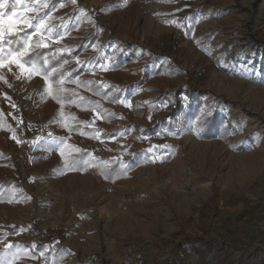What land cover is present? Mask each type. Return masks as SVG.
I'll return each mask as SVG.
<instances>
[{"label":"rangeland","instance_id":"374dc122","mask_svg":"<svg viewBox=\"0 0 264 264\" xmlns=\"http://www.w3.org/2000/svg\"><path fill=\"white\" fill-rule=\"evenodd\" d=\"M25 9L43 21L39 32L19 26L31 39L77 50L87 75L122 96L74 132L43 99L44 77L0 68V264H264V0H22ZM196 91L199 110L229 125L224 137L182 119ZM172 108L176 126L161 127ZM62 144L132 168L118 181L57 170L70 153Z\"/></svg>","mask_w":264,"mask_h":264},{"label":"trees","instance_id":"16d2710c","mask_svg":"<svg viewBox=\"0 0 264 264\" xmlns=\"http://www.w3.org/2000/svg\"><path fill=\"white\" fill-rule=\"evenodd\" d=\"M25 33L29 35L28 30L25 29V31L10 37L9 42L2 46L5 50L9 48L14 51L18 50L27 38ZM40 41L38 38L31 39L30 45L33 51L23 60H31L40 68L39 74L42 77L48 76L43 99L63 127L70 125L69 130L79 132L86 114L93 111L104 113L108 109L104 102H117L122 96V92L114 90L115 86L113 85L103 88L95 79L87 75V70L75 61L78 55L77 50L67 53L62 47L51 42L47 43L46 46L42 44L40 47H36ZM44 58L48 59L47 64L43 63ZM53 68L56 69L55 72L51 71ZM61 80L63 83L60 82ZM190 91L189 85L179 88L176 92V105H180L184 101V93L189 94ZM165 95H169V93ZM201 95V91H196L195 94L189 96L187 108L181 115L182 119L188 123L189 119L197 118L196 123L203 138L224 137L229 131V125L225 123L224 118L218 112L209 113L199 110V105L202 103ZM172 117H176V108H172L169 113L161 118L160 126L174 128L177 119L172 120ZM62 146L64 150L70 151V153L64 162L54 160L53 168L57 170L89 171L103 180L118 181L126 178L132 168L131 165L114 159L105 158L94 161L82 149L64 144ZM3 162V157L0 155V164ZM180 234L182 235L181 243L190 244L199 239L198 236Z\"/></svg>","mask_w":264,"mask_h":264},{"label":"snow or ice","instance_id":"6c2138e0","mask_svg":"<svg viewBox=\"0 0 264 264\" xmlns=\"http://www.w3.org/2000/svg\"><path fill=\"white\" fill-rule=\"evenodd\" d=\"M75 3V0H73ZM22 5V0H12L10 5L11 11H7L9 8V0H0V68L5 67L6 65L15 64L21 72L27 73L28 78H31L33 74H38L40 68L36 66L31 60L24 61L23 58L28 56L30 52L33 51L29 41L31 40V35L25 33L27 38L24 40L23 46L18 50H12L9 48L7 51L2 46L4 43L9 42V38L15 34H18L21 31H25L24 28L19 27L20 25L26 26V28H34L36 32L41 30L43 26L42 19H38L37 23L33 24L29 17L26 15L28 11H34L35 9H25L24 11L18 12V6ZM43 44V41L37 43L36 47H40ZM46 46V45H43ZM44 64L48 63V59L44 58ZM30 65L26 67L25 65ZM10 70V69H9ZM55 72L56 69L51 70ZM3 77H0L2 79ZM45 80L48 79V76L45 75ZM63 83V81H60ZM11 247V245H9Z\"/></svg>","mask_w":264,"mask_h":264},{"label":"built area","instance_id":"2783aa9c","mask_svg":"<svg viewBox=\"0 0 264 264\" xmlns=\"http://www.w3.org/2000/svg\"><path fill=\"white\" fill-rule=\"evenodd\" d=\"M18 129L21 133L25 134L28 131V128L25 124H19ZM135 264H148L144 259H137Z\"/></svg>","mask_w":264,"mask_h":264},{"label":"crops","instance_id":"0c3cea01","mask_svg":"<svg viewBox=\"0 0 264 264\" xmlns=\"http://www.w3.org/2000/svg\"><path fill=\"white\" fill-rule=\"evenodd\" d=\"M12 106H13V104H8L6 101L5 102L2 101L1 111L3 110L5 112H7V113L11 112L12 111Z\"/></svg>","mask_w":264,"mask_h":264},{"label":"bare ground","instance_id":"6f19581e","mask_svg":"<svg viewBox=\"0 0 264 264\" xmlns=\"http://www.w3.org/2000/svg\"><path fill=\"white\" fill-rule=\"evenodd\" d=\"M125 224V223H124ZM126 224H130L129 222H126ZM130 226V225H129Z\"/></svg>","mask_w":264,"mask_h":264}]
</instances>
